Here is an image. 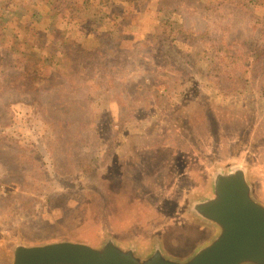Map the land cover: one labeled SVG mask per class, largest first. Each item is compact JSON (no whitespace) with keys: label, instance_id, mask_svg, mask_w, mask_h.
<instances>
[{"label":"rangeland","instance_id":"374dc122","mask_svg":"<svg viewBox=\"0 0 264 264\" xmlns=\"http://www.w3.org/2000/svg\"><path fill=\"white\" fill-rule=\"evenodd\" d=\"M43 1L47 12L49 0ZM57 1L73 12L55 40L73 42L85 34V42L100 50L76 69L73 81L64 76L50 91V80L24 85L20 73L19 79L0 76V264L19 240L82 238L152 217L187 162L220 147L210 146L218 135L222 145L251 148L264 174V58L252 74L251 91L220 92L209 100L202 84L207 62L184 46L165 45L173 64L157 70L158 49L149 46L169 14L189 30L223 36L225 43L243 37L249 15L235 0H216V8L212 0H95L85 11L79 10L82 0ZM245 2L264 21V3ZM30 13L23 28L10 21L0 28V41L15 34L40 45ZM186 89L195 96L188 103L182 99ZM105 122L109 128L96 134ZM84 154L91 172L82 170Z\"/></svg>","mask_w":264,"mask_h":264},{"label":"water","instance_id":"95a60500","mask_svg":"<svg viewBox=\"0 0 264 264\" xmlns=\"http://www.w3.org/2000/svg\"><path fill=\"white\" fill-rule=\"evenodd\" d=\"M150 218L76 239L19 240L2 264H264V174L242 142L187 162Z\"/></svg>","mask_w":264,"mask_h":264},{"label":"trees","instance_id":"16d2710c","mask_svg":"<svg viewBox=\"0 0 264 264\" xmlns=\"http://www.w3.org/2000/svg\"><path fill=\"white\" fill-rule=\"evenodd\" d=\"M94 1L82 0L79 10H89ZM219 1L228 2L229 0ZM235 1L238 5L236 8H240L242 13L247 12L245 15L250 17H246L244 20L249 27V33L239 39L233 38L234 41L226 43L223 36L212 38L207 31L187 29L178 15L171 16L169 14L162 19L155 34V42L149 45L158 49L156 55L158 58L155 59L157 70L164 71L166 65L173 64L172 60L165 56L163 48L165 45L177 49L184 46L190 55L199 57L209 65V72L202 82L204 88H209L208 91H203L204 98L211 100L213 95H219L220 92L231 94V92L238 93L244 89L251 91L253 88L252 74L264 58V21L254 12L250 3H246L245 0ZM235 1H230L229 5L234 4L235 6ZM259 1L264 3L263 0ZM216 2V0H212V6L215 8ZM63 4L65 2L49 0V9L46 12L41 10L40 0H0V28L8 27V21L23 28L27 23H24L27 12L30 11L29 19L33 20V28L37 30L36 37H40V45L33 42L32 36H23L20 39V36L15 34L0 41V76L2 78L6 74L5 78L14 79L18 75L19 79L20 73V79L24 85L33 84L38 80L40 82L42 79H44L43 81L50 80L49 87H47L50 91L60 84L62 78L65 79L64 76L67 77V80L73 81L72 76L74 77L76 74V69L83 68L86 61L90 62V56L100 50L98 43L89 46V43L85 42L86 38L88 39L85 34L81 36V39H76L73 42L55 40L54 33L65 28L66 23L72 18L73 9L70 6L63 8ZM42 26L45 30H42ZM48 36L53 37L54 40H48L51 39ZM198 41L204 45H199L197 48ZM262 78L259 88L262 93L261 101H264V73ZM34 88L37 90L38 85ZM220 89L222 90L220 91ZM173 91L177 92L176 87L173 88ZM60 94H57L59 99L61 98ZM183 95L182 99L187 103L195 98L194 93L191 94L188 89L183 92ZM209 108H207V112L212 113ZM97 128L96 134L101 135L102 131L98 130L107 129L109 126L105 122L104 125L97 126ZM222 144L219 135L210 142V146L214 150ZM37 156L41 158L40 154H36V159H38ZM97 157L98 155L92 157L93 163L97 162ZM89 158L88 154H84L81 158L82 164L85 162L82 166L84 172H91L93 169L91 161H88ZM57 187L63 188V185Z\"/></svg>","mask_w":264,"mask_h":264},{"label":"flooded vegetation","instance_id":"af4514ba","mask_svg":"<svg viewBox=\"0 0 264 264\" xmlns=\"http://www.w3.org/2000/svg\"><path fill=\"white\" fill-rule=\"evenodd\" d=\"M212 153H210L209 155H208V157L211 155ZM184 177H185V175L183 174H181V175H179V176H177V178L175 179V182H174V184L172 185V187L170 188V190L166 193V195H164L163 197H164V199H163V201L165 200V197L167 196V195H169V194H171L173 191H175L177 188H179L180 186H181V184L183 183V181H184ZM162 201V202H163ZM161 202V203H162ZM158 202H156V204H157ZM157 209V205H155L154 206V210L151 212V214L152 213H155L154 211ZM150 214V215H151Z\"/></svg>","mask_w":264,"mask_h":264}]
</instances>
